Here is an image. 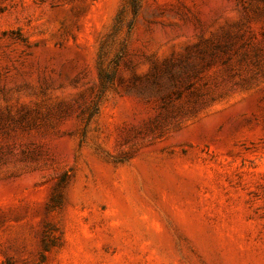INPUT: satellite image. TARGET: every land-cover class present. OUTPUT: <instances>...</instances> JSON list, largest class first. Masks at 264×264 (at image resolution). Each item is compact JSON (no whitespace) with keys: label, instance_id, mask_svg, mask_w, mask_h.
<instances>
[{"label":"rangeland","instance_id":"obj_1","mask_svg":"<svg viewBox=\"0 0 264 264\" xmlns=\"http://www.w3.org/2000/svg\"><path fill=\"white\" fill-rule=\"evenodd\" d=\"M0 264H264V0H0Z\"/></svg>","mask_w":264,"mask_h":264},{"label":"trees","instance_id":"obj_2","mask_svg":"<svg viewBox=\"0 0 264 264\" xmlns=\"http://www.w3.org/2000/svg\"><path fill=\"white\" fill-rule=\"evenodd\" d=\"M229 48V45L226 44L225 46H214L209 49V52L206 50H200L199 56L197 58H194L192 54L188 51L185 56L182 58H179L177 60L170 59L166 63H164V67L162 70V73L165 74L170 81H172L173 84V91L176 93V96L172 98L170 96V93H167V95H164L163 98V104L162 108H166L169 103H171L174 100H178L181 98V91L179 90L176 83L181 80L182 78L186 79V85L185 87L187 90H189L191 96H192V105L187 111L185 112V115H195L198 109L205 104L206 99H204L202 96L204 95L201 90L202 85V72H204L205 68L207 66H210L212 61L216 56H218V51L220 52H226V50ZM207 54L209 57H207ZM230 59L227 58L224 63H226ZM211 67V66H210ZM209 67V68H210ZM116 73V67L111 71H105L101 65L99 66V76H100V85H101V91H105L110 80L112 79V76L114 77V74ZM181 78V79H180ZM206 84V82L203 83V85ZM176 88V89H175ZM172 98V99H171Z\"/></svg>","mask_w":264,"mask_h":264}]
</instances>
